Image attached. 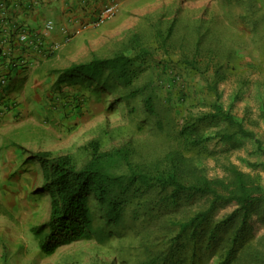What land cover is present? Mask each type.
<instances>
[{"label": "rangeland", "instance_id": "obj_1", "mask_svg": "<svg viewBox=\"0 0 264 264\" xmlns=\"http://www.w3.org/2000/svg\"><path fill=\"white\" fill-rule=\"evenodd\" d=\"M119 2L118 13L106 24L82 32L67 43L55 40L59 49L48 54L50 59L33 76L28 88L33 95L39 92L46 96L34 98L33 103H38L39 111L29 114V107H26L17 122L22 126L1 136L6 151L0 160V264L111 262L124 241L116 234L104 242L93 238L62 246L47 257L41 255L30 230L32 226L46 222L49 216L48 199L34 194L42 182L37 152L48 150L54 155L73 154L81 164L87 157L83 146L92 139H99L103 149L130 142L137 148L136 160H154L176 146L178 129L187 118L209 109L214 96L207 86L219 79H214L217 64L224 68L217 81L223 107L247 122L248 119L258 122L257 126H247L254 129L264 142V124L258 118L257 110V95L263 93L259 82L264 78V68L258 69L264 62V0ZM47 17L38 28L48 19L56 25L54 6L48 8ZM172 21L176 31L163 48L153 39L155 25L152 23H159L165 30ZM82 24L76 22L72 28ZM55 31L49 35L42 33V36L50 38ZM132 33L140 35L151 54L143 65L140 63L142 73L136 84L154 85L156 106L164 127L157 124L160 118L147 115L141 97L115 101L118 94L109 91L101 97L78 84L65 88L62 93L55 85L58 72L63 68L73 62L88 61L93 55H112L126 44L124 41ZM193 58L202 68L201 73L185 65L187 59ZM29 66L27 63L20 70ZM122 91L121 87L119 94ZM17 93L20 94L19 89ZM16 101L17 105L23 104ZM223 148L225 146L210 142L200 152L187 156H193L210 177L222 176V165L230 161L244 172L259 174L264 187V169L252 170L243 160H263L252 155L250 142H244L238 149ZM234 207H220L216 215L228 214ZM250 223L256 239L264 235V221L254 216Z\"/></svg>", "mask_w": 264, "mask_h": 264}, {"label": "trees", "instance_id": "obj_2", "mask_svg": "<svg viewBox=\"0 0 264 264\" xmlns=\"http://www.w3.org/2000/svg\"><path fill=\"white\" fill-rule=\"evenodd\" d=\"M20 4L23 13L34 5L33 0ZM154 23L153 39L165 48L176 31L174 22L165 30ZM124 43L108 57L93 55L88 61L71 63L58 72L55 85L62 93L78 84L101 97L109 91L118 94L115 101L141 97L147 115L160 118L154 85L136 84L140 63L151 57L150 51L137 33ZM185 65L202 72L195 58ZM263 68L261 62L258 69ZM223 69L214 66V79L220 80ZM217 81L207 86L214 96L209 109L187 118L178 129L176 146L154 160H136L137 148L130 142L103 149L99 139L83 146L87 157L81 164L73 154L38 151L42 182L34 194L48 199L49 216L30 230L41 255L93 238L104 242L116 234L124 241L105 264H264V235L256 239L250 223L254 216L264 221L260 175L228 161L222 165V176L210 177L193 156H187L210 142L227 150L250 142L252 155L263 160L244 162L252 170L264 169V142L247 126L258 122H247L225 109ZM259 84L263 93L257 95V110L264 124V78ZM157 124L164 127L161 118ZM227 205L235 207L218 217V209Z\"/></svg>", "mask_w": 264, "mask_h": 264}, {"label": "crops", "instance_id": "obj_3", "mask_svg": "<svg viewBox=\"0 0 264 264\" xmlns=\"http://www.w3.org/2000/svg\"><path fill=\"white\" fill-rule=\"evenodd\" d=\"M23 0H21L22 2ZM0 2H5L6 4H14L13 8L8 9V15L2 16L0 14L1 22H0V40L3 37V25L4 27H11L9 24L8 18L15 17L20 24L28 27L35 36L41 26L42 20L48 18V8L50 6L55 7L56 12V25L57 31H55L50 38L43 37L44 46L39 49L30 47L28 45L19 44L17 40L13 39L12 46L14 48V55L19 57H25L29 63L28 69L24 70H13L9 64V60L2 59L0 60V76L6 75L7 79L4 85L0 86V106L5 102H11L10 111L5 112L0 116V160L3 159L4 152L6 151L3 147L4 141L1 140V136L14 131L18 127L22 126V124H18L17 122L22 117L23 110L26 107L28 108V113L31 114L34 110L39 111L38 103L34 104V98L39 96V98H44L46 96H42L39 92L33 93L28 90L31 81L33 80V76L39 73L42 69V66L45 64L48 58L46 49L49 47L51 41L56 42L55 40H62L63 36L59 31V27L63 25H68L72 28L76 22H83L85 29L82 32L95 28L91 23H87L90 20H95L100 10L107 4L116 3L117 11L115 15L109 19H107L103 24L97 26L100 27L106 24L110 19L114 18L120 9L119 0H33L32 9L28 8L23 13V6L20 4V0H0ZM26 4V3H24ZM22 6V7H21ZM4 18V20H2ZM77 20V21H76ZM4 23V24H3ZM3 24V25H2ZM48 58V59H47ZM28 70V71H27ZM43 71L41 74H43ZM39 74V75H41ZM18 89L20 90V94L17 93ZM16 100L23 102L21 105L16 104ZM29 104V106H28ZM2 107L0 108V110ZM15 134V133H14ZM14 139V137H13ZM10 155L11 152L9 151ZM13 155V153H12ZM39 174L40 168H39Z\"/></svg>", "mask_w": 264, "mask_h": 264}, {"label": "built area", "instance_id": "obj_4", "mask_svg": "<svg viewBox=\"0 0 264 264\" xmlns=\"http://www.w3.org/2000/svg\"><path fill=\"white\" fill-rule=\"evenodd\" d=\"M11 4H6L5 2H0V14L2 16L8 15V9ZM14 4L11 5L10 8H13ZM117 11V4L116 3H110L105 5L100 12L98 13L95 20H92L88 23H91L93 26L97 27L101 24H103L107 19L113 17ZM4 20V18L2 19ZM9 21V24L11 27H4L3 25V37L2 40H0V60L7 59L9 60V64L11 66V69H19L25 65H27L28 61L25 57H19L14 55V48L12 46L13 39L17 40L19 44L22 45H28L30 47L39 49L40 47L44 46L43 44V36L49 35L53 31H55V22L51 19H48L44 21L41 28H38L39 30L35 33H37L35 36L33 35L34 32H32L28 27L20 24V22L15 18L11 17L10 19H7ZM1 22V18H0ZM86 25H83L78 28H70L68 25H63L59 27V31L61 35L63 36L62 43L70 42L74 37L80 35L82 31L85 29ZM60 45L59 43H51L49 47L46 49L47 55L54 53L59 49ZM6 75L0 76V86L4 85L6 82ZM10 107V106H9ZM5 104H3L2 109L0 110V116L4 114V112L9 108Z\"/></svg>", "mask_w": 264, "mask_h": 264}, {"label": "clouds", "instance_id": "obj_5", "mask_svg": "<svg viewBox=\"0 0 264 264\" xmlns=\"http://www.w3.org/2000/svg\"><path fill=\"white\" fill-rule=\"evenodd\" d=\"M6 112V111H5Z\"/></svg>", "mask_w": 264, "mask_h": 264}]
</instances>
